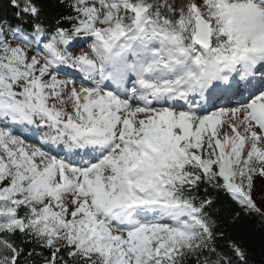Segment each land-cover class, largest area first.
Instances as JSON below:
<instances>
[{
	"label": "snow or ice",
	"instance_id": "snow-or-ice-1",
	"mask_svg": "<svg viewBox=\"0 0 264 264\" xmlns=\"http://www.w3.org/2000/svg\"><path fill=\"white\" fill-rule=\"evenodd\" d=\"M264 264V0H0V264Z\"/></svg>",
	"mask_w": 264,
	"mask_h": 264
},
{
	"label": "trees",
	"instance_id": "trees-1",
	"mask_svg": "<svg viewBox=\"0 0 264 264\" xmlns=\"http://www.w3.org/2000/svg\"><path fill=\"white\" fill-rule=\"evenodd\" d=\"M252 247L254 248V250L256 252V262H257V264H260L261 257H260V254H259L260 253V249H259V241H258V239L252 242Z\"/></svg>",
	"mask_w": 264,
	"mask_h": 264
}]
</instances>
